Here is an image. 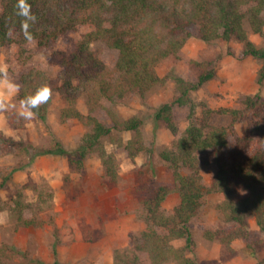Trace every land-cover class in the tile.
<instances>
[{"label": "trees", "instance_id": "1", "mask_svg": "<svg viewBox=\"0 0 264 264\" xmlns=\"http://www.w3.org/2000/svg\"><path fill=\"white\" fill-rule=\"evenodd\" d=\"M20 2L0 0V51L16 48L6 60L9 74H16L19 85L16 101L48 86V68L31 62L29 46L43 52L44 48L69 40L65 50L58 53L57 90L65 102L59 116L61 121L76 120L86 129L74 151L55 142L52 148L34 155L66 156L71 166L82 170L84 159L96 154L110 183L118 178V150L124 151L129 160L151 151L139 131L142 121L138 117L119 118L112 109L114 105L133 96L143 97L162 86L167 78L157 73L162 63L193 67L199 72L195 76L170 78L176 85V94L154 113L155 121L176 133L180 116L174 109H186L187 119H191L194 104L189 93L216 78L214 63L195 61L183 53L192 32L203 42L239 43L237 59L250 57L263 62L256 82L259 86L264 83V48L256 47L245 29L247 25L264 42V0H25L34 21H26L18 14ZM25 22L33 36L31 42L24 38ZM98 43L117 54L113 66H107L100 51L92 49ZM79 101L85 106V114L77 107ZM100 113L107 117L108 124L98 118ZM214 113L227 115L232 123L247 122L246 134L234 139L229 160L225 149L232 128L211 127L208 121ZM3 114L10 127L22 126L23 118L17 113ZM123 132L133 134L125 144L120 137ZM102 139H108L118 150L108 152ZM11 144L0 130V157L8 154ZM28 148L20 146L17 153ZM160 158L171 172V190L176 191L178 203L170 211L163 209L171 191L167 186L134 188L144 229L131 236L127 247L113 251L112 264H196V259L189 257L196 248L195 237L216 241L227 251H231L232 242L241 241L244 253L256 257V247L264 245V100L258 94L245 95L234 107L204 109L200 120L191 122L160 153ZM203 167L212 171L209 184L202 182ZM7 181L1 178L0 189L6 187ZM11 192L6 210L16 228L39 226L35 217L25 218L24 214L47 211L53 197L50 189L41 186L31 205L23 201L20 189ZM212 194L219 197L215 210L224 227L203 224L194 236V223L201 216L206 196ZM250 219H254L262 236L249 231ZM176 240H183L184 245L174 246ZM52 249L55 254V244ZM15 258L20 260L17 264L26 261L25 255L11 245H0V264H16ZM50 264L60 263L54 260ZM257 264H264V257Z\"/></svg>", "mask_w": 264, "mask_h": 264}, {"label": "rangeland", "instance_id": "2", "mask_svg": "<svg viewBox=\"0 0 264 264\" xmlns=\"http://www.w3.org/2000/svg\"><path fill=\"white\" fill-rule=\"evenodd\" d=\"M245 29L249 40L256 47L264 48L262 39L251 33L247 25ZM68 41L44 48L43 52L29 46L28 50H32L31 62L48 68V87L51 89L49 100L35 110L36 115L30 120L23 118L22 126L16 128L9 126L4 111L0 113V130L14 145H9L8 154L0 157V182L2 177L8 178L6 187L0 189V245L3 243L11 245L24 254L26 261L21 264H36L35 261L50 264L54 260L60 264H112L113 251L127 247L131 236L144 229L134 188L159 185L167 186L170 190L173 188L171 172L161 160L160 153L169 148L191 122L200 120L204 109L216 111L220 108L234 107L245 95L258 94L264 100V83L259 86L256 82L262 61L250 57L244 60L237 59L241 47L235 41L203 42L192 32L190 40L182 48L183 53L195 61L214 63L216 78L189 93V99L194 104L191 119H187L186 109H174L180 116L176 122V133H171L162 122L155 121L154 113L160 105L171 101L176 94V85L170 78L173 75L184 79L195 76L199 72L193 67L174 62L162 63L157 68L160 77H167L162 86L156 87L143 97L133 96L123 103L114 105L112 109L119 118L138 117L142 121L139 131L144 144L151 151L129 160L124 151L118 150V147L108 139H102L108 152L118 150V178L115 183H110L104 177V169L96 154H90L84 159L82 170L71 166L66 156H35L40 151L52 148L55 142H59L64 149L72 152L86 132L80 122L61 121L59 116L65 102L57 90L60 71L58 53L65 50ZM92 49L100 51L101 60L107 66L114 65L117 57L114 51L106 49L99 43L94 44ZM15 52L16 48L13 46L3 48L0 51V65H7L6 60ZM9 77L18 83L16 74H9ZM0 92H3L2 88ZM11 102L16 104V108L5 111L18 114L19 103L15 96L11 98ZM77 107L85 114L86 109L82 101L78 102ZM97 116L104 123H109L103 113ZM208 122L211 127L232 128L225 149V157L229 160L234 139L246 134L247 122L232 123L230 117L217 113L212 114ZM132 136V132L120 134L122 144ZM20 146L29 148L27 151L17 153ZM247 153H250V149ZM200 172L202 182L209 184L212 178L210 168L203 167ZM43 185L48 187L53 195L50 208L38 214H24L25 218L35 217L39 226L16 228L15 221L6 210V203L12 195L11 190L20 189L23 201L31 205L36 200V191ZM218 202V195L206 196L201 216L194 223V236L203 224L224 227L220 215L215 210ZM177 203L178 195L175 190H171L165 197L162 207L170 211ZM248 229L252 234L262 236L254 219L248 220ZM195 239L194 252L197 251L198 245L204 248V245L216 242L206 241L201 237ZM173 245L181 247L184 241L176 240ZM218 246L213 253L214 259L209 258L206 252L210 251V248L202 249L200 259L190 256L194 253L189 254V257L195 258L196 264H257L264 257V245L256 247V257L244 253V244L241 241L232 242L231 251L225 250L219 243ZM18 261L20 260L15 258L16 264Z\"/></svg>", "mask_w": 264, "mask_h": 264}, {"label": "clouds", "instance_id": "3", "mask_svg": "<svg viewBox=\"0 0 264 264\" xmlns=\"http://www.w3.org/2000/svg\"><path fill=\"white\" fill-rule=\"evenodd\" d=\"M19 15L23 16L27 20L34 21L36 18L29 12V6L25 0L20 2ZM27 23L22 24L24 31V38L26 41L31 42L33 36L27 31ZM0 88L3 92H0V111H5L9 108H16V104L11 102V98L14 97L19 91V85L16 84L10 77L7 65H0ZM51 96V89L48 86H42L35 90L31 95L25 96L19 102L18 115L26 120L32 119L36 115L41 104L46 103Z\"/></svg>", "mask_w": 264, "mask_h": 264}, {"label": "crops", "instance_id": "4", "mask_svg": "<svg viewBox=\"0 0 264 264\" xmlns=\"http://www.w3.org/2000/svg\"><path fill=\"white\" fill-rule=\"evenodd\" d=\"M219 246H218V243H216V242H210V244H206V245H204V248L202 247V245H198V247H197V251H195L194 252V254H191L190 256H195L197 259H200V256H201V251H202V249L203 250H205L206 248H210V251H206L209 255V258H212L214 255H213V253H214V250L216 249V248H218ZM212 259H214V257L212 258Z\"/></svg>", "mask_w": 264, "mask_h": 264}]
</instances>
